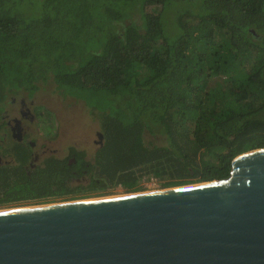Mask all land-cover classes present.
Instances as JSON below:
<instances>
[{
	"label": "trees",
	"instance_id": "trees-1",
	"mask_svg": "<svg viewBox=\"0 0 264 264\" xmlns=\"http://www.w3.org/2000/svg\"><path fill=\"white\" fill-rule=\"evenodd\" d=\"M153 1L39 0L28 11L0 0V120L11 94L52 81L99 113L105 136L78 175L88 184L72 187L61 166L31 178L21 157L15 180L0 174V203L115 183L136 192L151 175L164 188L226 178L235 157L264 147V0Z\"/></svg>",
	"mask_w": 264,
	"mask_h": 264
},
{
	"label": "water",
	"instance_id": "water-1",
	"mask_svg": "<svg viewBox=\"0 0 264 264\" xmlns=\"http://www.w3.org/2000/svg\"><path fill=\"white\" fill-rule=\"evenodd\" d=\"M0 264H264V147L226 178L0 210Z\"/></svg>",
	"mask_w": 264,
	"mask_h": 264
},
{
	"label": "flooded vegetation",
	"instance_id": "flooded-vegetation-1",
	"mask_svg": "<svg viewBox=\"0 0 264 264\" xmlns=\"http://www.w3.org/2000/svg\"><path fill=\"white\" fill-rule=\"evenodd\" d=\"M32 96L26 90L11 94L6 102L0 120V174L6 180H15L20 173L21 157L27 158L23 163L24 173L35 178L42 170L59 166L72 169L75 177L72 181L81 180L95 163L96 155L105 141L99 119L97 123L82 122L81 129L86 131H71L66 125L67 114H59L50 101H37V93ZM55 91H58L57 89ZM65 98L82 100L70 94ZM84 121V119H83ZM95 147L93 157L89 148ZM92 169V167L90 168ZM86 173L83 176L79 174Z\"/></svg>",
	"mask_w": 264,
	"mask_h": 264
},
{
	"label": "rangeland",
	"instance_id": "rangeland-1",
	"mask_svg": "<svg viewBox=\"0 0 264 264\" xmlns=\"http://www.w3.org/2000/svg\"><path fill=\"white\" fill-rule=\"evenodd\" d=\"M28 1H32V2L29 3ZM153 2H150V5H151L150 7L154 5ZM25 3L29 5L27 6V9H29L28 11H33L32 10L34 9L32 7L33 5H36L35 7L39 6V0H26ZM149 11L153 15L157 14L156 12H154V10L150 9ZM173 14H174V8H169L167 12L169 20L172 19ZM137 19H138V14H137ZM55 90H56L55 84L52 81H49L48 83L42 86V89L39 91V93H37L36 99L39 102L50 101L52 106L57 108L59 114L61 115L67 114L68 117L66 118V125L71 131L78 132L81 129V119L77 117L75 114L79 116L81 115L82 122H85L86 124H89L91 122L97 123L98 119L100 122L99 113L96 110H90L84 104L82 100H77L71 97L65 98L61 95V93H59V91H55ZM84 131H86V129H81V132H84ZM154 141L156 142L157 140L154 139ZM144 144L146 146L149 145V138L144 139ZM94 151H95V147L94 149L93 147L89 148V154L91 155V158L93 157ZM151 177H154L156 179V183H154L150 179ZM89 181H90V177L86 176L85 178H82L81 180L71 181V186L77 187L79 184L86 185L89 183ZM190 184H193V183H190ZM138 185H140L142 189L136 192H147V191L150 192L153 190L165 189L164 187H162V180L153 175H151L150 177L145 176L141 178ZM98 191L100 190H96L95 192H91V193L85 192V191H78V192H75L73 194H68V195H60V196L51 195V196H48L42 199H25V200H18L14 202L0 203V210L8 209V208L27 207V206H36V205H42V204L44 205V204L76 201V200H83V199H91V198H97V197L99 198V197H105V196H115V195H122V194H128V193L135 192V191H130L128 187L125 186V183H115L114 185H108L104 192L98 193Z\"/></svg>",
	"mask_w": 264,
	"mask_h": 264
},
{
	"label": "bare ground",
	"instance_id": "bare-ground-1",
	"mask_svg": "<svg viewBox=\"0 0 264 264\" xmlns=\"http://www.w3.org/2000/svg\"><path fill=\"white\" fill-rule=\"evenodd\" d=\"M153 191H156V190H153ZM147 192H149V191H147ZM122 195H125V194H122ZM116 196V195H115ZM105 197H110V196H105ZM100 198V197H99ZM91 199H93V198H91ZM78 201V200H77ZM43 205V204H42ZM28 207V206H27ZM29 207H31V206H29ZM1 210H3V209H1Z\"/></svg>",
	"mask_w": 264,
	"mask_h": 264
},
{
	"label": "built area",
	"instance_id": "built-area-1",
	"mask_svg": "<svg viewBox=\"0 0 264 264\" xmlns=\"http://www.w3.org/2000/svg\"><path fill=\"white\" fill-rule=\"evenodd\" d=\"M154 183H156V179L154 177L150 178Z\"/></svg>",
	"mask_w": 264,
	"mask_h": 264
}]
</instances>
